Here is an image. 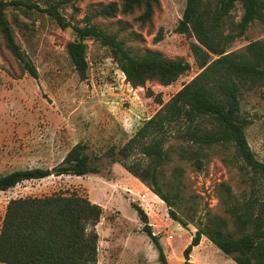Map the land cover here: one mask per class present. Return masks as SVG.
I'll list each match as a JSON object with an SVG mask.
<instances>
[{"label":"rangeland","instance_id":"rangeland-1","mask_svg":"<svg viewBox=\"0 0 264 264\" xmlns=\"http://www.w3.org/2000/svg\"><path fill=\"white\" fill-rule=\"evenodd\" d=\"M42 8L57 4L61 15L72 24H95L124 41L133 55L148 49L159 50L168 58L181 57L191 69L176 82L163 85L149 80L144 86H133L120 69L109 47L87 39L89 68L81 77L74 67L67 45L77 38L73 28L63 29L47 12L25 6L6 7V17L22 50L36 66L35 78L23 69L22 62L7 47L0 31V174L17 169L58 165L77 142H86V152L100 171L84 176L52 175L25 180L15 187L0 191V231L8 202L12 198L46 196L55 192L86 195L103 207L97 225L99 233L98 264H162L151 237L143 230L144 222L132 203L140 205L147 215L154 234L158 235L168 264H184L183 249L190 243L200 219L208 212L219 214L233 223L222 200L228 184L233 193L249 195L251 184L242 170L241 160L230 145L203 147L183 139V120L173 121L164 137L169 159L161 168V184L169 194L173 209L188 222L182 226L170 215L169 205L150 186L130 173L122 163L121 147L134 136L144 122L159 110L182 86L199 72L200 56L194 52L197 41L192 33L176 30L183 17L187 0H159L153 22L140 26L132 14L121 11L114 16L98 14L102 6L123 0H26ZM218 0H204L215 9ZM240 3L221 19L220 38L226 52L247 53L246 46L264 40V24L255 21L245 35H238V22L243 15ZM162 29V39L155 40ZM241 115L252 122L246 127L250 147L264 161V85L241 89ZM215 127L203 118L199 131ZM150 137L142 141L147 144ZM115 147V152L110 154ZM140 146L129 150L127 163L151 158ZM200 150V149H199ZM202 161L199 168L197 160ZM147 194V201L141 194ZM195 264H237L220 251L207 237L192 249Z\"/></svg>","mask_w":264,"mask_h":264},{"label":"trees","instance_id":"trees-1","mask_svg":"<svg viewBox=\"0 0 264 264\" xmlns=\"http://www.w3.org/2000/svg\"><path fill=\"white\" fill-rule=\"evenodd\" d=\"M69 1V0H66ZM240 3L243 15L238 22V35H245L255 21L264 24V0H218L215 9L204 5V0H187L182 19L176 30L192 33L197 41L194 52L199 56L200 72L185 82L183 86L162 107L148 118L124 146L121 147L124 167L164 200L170 207V215L182 226L188 222L182 219L162 187L161 168L169 159L164 146V137L173 121L183 120L186 130L179 133L183 139L198 144L196 154L204 152L203 147L216 144L230 145L243 163L242 170L251 184L249 195L237 196L231 187L222 183L225 211L233 223L216 213L208 212L207 219H200L199 226L190 243L183 249L184 264L191 261L192 249L207 237L220 251L230 255L237 264H264V161L255 155L250 147L246 127L252 122L241 115V89L245 83L250 86L264 85V40H254L247 44V53L226 52L220 38L221 19ZM159 0H123L108 3L97 9L98 14L112 17L121 11L132 14L140 10L135 20L140 26L152 24ZM25 6L47 12L63 29L71 27L77 38L67 45L71 61L86 77L87 39H94L110 48L120 69L133 86H144L149 80H158L163 85L173 84L191 69L184 58H168L159 50L148 49L142 55H133L115 34L98 25L87 23L78 26L67 21L59 12L57 4L46 8L26 0H0V31L7 47L23 64V69L35 78L39 77L34 63L21 46L16 43L13 29L6 17V7ZM162 29L155 40H161ZM209 118L215 127L206 132L199 131L202 119ZM150 137L147 144L142 141ZM86 142H77L67 152L63 160L53 168L33 167L17 169L0 174V191H6L25 181L42 179L52 175L84 176L97 173L86 152ZM140 146L142 153L151 160L147 165L141 161H124L129 150ZM115 152V147L110 154ZM124 159V160H123ZM199 168L202 161L197 160ZM140 219L143 230L151 237L159 252L162 264H168L158 235L154 234L149 216L138 204L132 203ZM103 207L77 192H55L46 196L12 198L6 207L0 231V264H98L99 233L97 225L103 216Z\"/></svg>","mask_w":264,"mask_h":264},{"label":"built area","instance_id":"built-area-1","mask_svg":"<svg viewBox=\"0 0 264 264\" xmlns=\"http://www.w3.org/2000/svg\"><path fill=\"white\" fill-rule=\"evenodd\" d=\"M140 197L142 200L147 201V194L143 193Z\"/></svg>","mask_w":264,"mask_h":264},{"label":"crops","instance_id":"crops-1","mask_svg":"<svg viewBox=\"0 0 264 264\" xmlns=\"http://www.w3.org/2000/svg\"><path fill=\"white\" fill-rule=\"evenodd\" d=\"M88 175V174H87ZM154 196H156V194H154Z\"/></svg>","mask_w":264,"mask_h":264}]
</instances>
